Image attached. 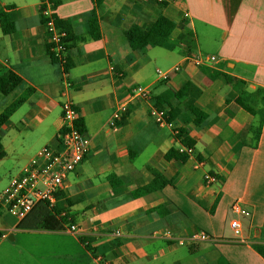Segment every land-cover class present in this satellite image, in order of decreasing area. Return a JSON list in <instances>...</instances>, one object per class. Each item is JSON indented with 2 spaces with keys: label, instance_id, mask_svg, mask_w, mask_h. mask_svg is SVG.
<instances>
[{
  "label": "crops",
  "instance_id": "obj_1",
  "mask_svg": "<svg viewBox=\"0 0 264 264\" xmlns=\"http://www.w3.org/2000/svg\"><path fill=\"white\" fill-rule=\"evenodd\" d=\"M44 3L73 39L68 98L79 111L89 149L56 197L58 216L67 214L72 223L62 230L19 228L21 219L0 208V232H7L8 243L15 242L16 233L68 232L72 225L75 240L83 235L110 264H216L219 256L230 264H264L253 248L264 243V0H175L173 5L155 0H0V12L14 25L9 33L0 29V73L8 77L0 88V115L13 105L0 122V160L13 163L3 188L38 149L56 147L60 139L64 97L55 83L57 70L40 17ZM159 16L176 24L168 42L132 49L123 30L130 25L149 29ZM197 53L216 61L201 67L183 63L166 86L159 81L156 69L169 71ZM186 83L189 90L178 98L175 93ZM133 85L149 91L148 101L131 94ZM151 104L165 109L170 124L151 120ZM120 107L126 110L111 125ZM193 107L203 116L196 117ZM168 112H173L169 120ZM174 129L181 133L174 135ZM184 138L189 144L181 142ZM170 148L183 152L185 159H165ZM197 162L202 164L195 167ZM205 172L216 181L205 185ZM149 184L148 192L131 195ZM235 199L248 205V216L229 211ZM233 218L240 223L243 242L233 241ZM94 228L119 229L121 236L106 237ZM200 232L210 239L189 241ZM2 244L0 240V248Z\"/></svg>",
  "mask_w": 264,
  "mask_h": 264
},
{
  "label": "built area",
  "instance_id": "obj_2",
  "mask_svg": "<svg viewBox=\"0 0 264 264\" xmlns=\"http://www.w3.org/2000/svg\"><path fill=\"white\" fill-rule=\"evenodd\" d=\"M155 1L160 4H175V0ZM40 17L46 33L48 54L57 70L55 83L59 95L64 97L60 104L62 125L58 145L56 147L45 145L38 149L28 164L22 168L20 174L11 178L8 185L0 191V208L17 219L23 218L38 202L46 203L49 208L55 207L56 197L62 187L64 179L81 164L89 149V139L86 132L84 129L80 130L77 126L80 117L79 111L68 98L72 83L67 77L68 48L64 42L67 37V31L64 27L56 23V20L48 11L47 3L41 5ZM215 61L216 58L212 55H204L201 53L186 55L183 62L174 65L171 70L164 71L156 69V74L159 81L166 86L170 81L171 75L177 73L183 63H191L201 67ZM109 62L112 63V60H109ZM110 68L113 69L112 64ZM118 77L119 74L114 75L113 80H116ZM131 94L147 101L150 97L149 91L139 85H133L131 87ZM125 110V107H120L113 114L110 124L113 125ZM148 115L158 125L170 124L167 121L165 109L161 106L151 104ZM173 134H179L177 129H174ZM185 152L190 153L191 149L187 148ZM201 164L202 162H197L195 163V167ZM203 181L205 185H210L216 181V178L211 173L205 172ZM228 208L233 214L246 216L250 214L248 205L237 199L233 200ZM229 225L234 237L233 241L243 242L244 238L240 233L241 226L239 221L233 218L230 220ZM67 229L70 232L77 230L72 225L68 226ZM93 231L96 234L101 232L97 228H94ZM100 234L106 237H119L121 236V231L115 229L108 232H101ZM152 234L157 235L162 233L153 232ZM4 237L5 234L0 232V240ZM207 239H210V236L200 232L192 235L189 241L197 242ZM85 244H88L87 241H85ZM97 259L102 261L101 256H98ZM103 264L110 263L103 261Z\"/></svg>",
  "mask_w": 264,
  "mask_h": 264
},
{
  "label": "trees",
  "instance_id": "obj_3",
  "mask_svg": "<svg viewBox=\"0 0 264 264\" xmlns=\"http://www.w3.org/2000/svg\"><path fill=\"white\" fill-rule=\"evenodd\" d=\"M90 27H91V36L94 38L97 37V28L93 20L90 21ZM175 27H176V24L174 21L170 20L169 18L165 16H159L157 17V19L155 20V22L149 29L142 30L138 28L136 25H130L123 30V34L132 49L139 48L146 43H151L155 46H162L168 42L170 38V34L172 33ZM0 29L3 33H9L14 30V25L9 20L8 15L4 12H0ZM64 42L67 44L68 49L71 48L73 44V39H72V36L69 35V33H67V37ZM67 67L69 68V63L67 64ZM7 78L8 77L6 75H4L3 73H0V88L6 83ZM189 87H190V83H186L175 93V95L178 98L181 97L182 94L187 93V91L189 90ZM237 101L240 102V104L245 109L253 113V110L250 109L244 103H242L239 98H237ZM12 108H13V105L9 106L0 115V122H2L8 116ZM191 110L195 113L196 117L198 115H202V113L199 110H197L195 107H193ZM263 110H264V105H263ZM172 115H173V112L172 113L168 112V120L171 118ZM195 123H199V117L196 119ZM77 126L80 130L84 129L83 124L80 120L77 123ZM260 128H261V120L259 121V124H258V131L255 134V140L258 137ZM178 132L179 134L181 133V131H178ZM181 142L183 144H189V141L186 138L181 139ZM2 156H3V152L0 146V158ZM185 157L186 155L183 152H180L173 148H170L164 155L165 159L177 158V159L183 160L185 159ZM152 187L153 186L150 184L140 187L136 189L135 191H133L131 195L137 196V195L144 194L148 192L149 190H151ZM58 214L59 212L55 207L49 208L46 203L38 202L32 207V209L23 218H21L17 226L19 228H24V229L62 230V229H65L64 225H67L68 223L69 224L72 223V219L67 214H65V216L63 217L58 216ZM260 238L264 242V225L260 229ZM78 240L84 246V248L88 252H90L94 257L98 256L97 249L91 247L88 244H85L84 236L79 235ZM253 248L264 258V243L253 245ZM216 264H230V263L225 258L219 256L217 258Z\"/></svg>",
  "mask_w": 264,
  "mask_h": 264
},
{
  "label": "rangeland",
  "instance_id": "obj_4",
  "mask_svg": "<svg viewBox=\"0 0 264 264\" xmlns=\"http://www.w3.org/2000/svg\"><path fill=\"white\" fill-rule=\"evenodd\" d=\"M254 106L259 108L256 103ZM11 166L13 163L10 159L0 160V190L8 180L9 173L6 170ZM24 233L32 236L16 233L15 242L9 244L8 234L4 232L5 237L2 239L4 244L0 248V264H94L89 253L75 240L73 232ZM28 252L32 253L31 257ZM100 263L103 264V260Z\"/></svg>",
  "mask_w": 264,
  "mask_h": 264
}]
</instances>
